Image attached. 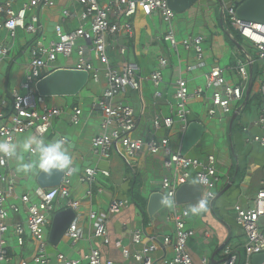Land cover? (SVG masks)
<instances>
[{
    "label": "built area",
    "instance_id": "obj_1",
    "mask_svg": "<svg viewBox=\"0 0 264 264\" xmlns=\"http://www.w3.org/2000/svg\"><path fill=\"white\" fill-rule=\"evenodd\" d=\"M65 1L67 0H7L0 4V31H8L13 39L16 38L18 30L35 37L29 46L31 59L22 91H13L11 106L6 100H0V140L16 141L19 136L32 133L47 141L55 119L61 116L63 111L48 106L45 96L37 91L36 85L60 57L70 59L76 54L72 71L85 73L95 82H101L103 79L106 81V87L96 105L100 110L101 134L92 140V148L100 159L110 160L115 155L133 168L136 159L143 152L162 155L165 169L170 172V175L163 177L161 181L165 196L175 200L176 193L182 186L198 180L197 184L203 189L202 198L208 199L209 207L213 208L218 197L216 189L222 180L217 167V157L211 154L201 159L182 155L181 151L174 150L170 137L156 138L153 135L149 140L134 138L132 134L139 124L136 109L133 105L117 99L128 92L140 91L143 78L139 69L131 64L121 69L112 68L109 55L118 38L135 36L132 19L138 14L145 17L158 15L170 26L162 40L173 52L179 54L182 47L195 53L199 63L187 66L188 73L206 69L204 37L192 36L179 41L172 28L176 13L171 10L167 0H75L80 10L72 11L64 7L60 21L54 26V38L48 42L42 14L47 10L59 9ZM237 9L233 4L225 6L227 19L257 51L258 59L247 54L249 62L237 63L235 71L239 82L235 85L228 83L226 70L219 65L203 71V85L194 90H191L186 79H178L175 103L170 106L171 115L154 117L155 134L163 130L172 131L177 122L181 123L185 134L190 125L188 105L194 100L210 103L207 112L211 119H224L234 115L243 106L251 81L250 65L254 66L255 63L259 64L262 76L259 92L262 111L255 124L264 127V24L242 20L238 17ZM75 21L78 22L76 29L65 28L67 23ZM127 52L126 47H121L122 55ZM8 53L7 49H1L0 61L7 57ZM168 66V58L160 57L158 69L150 76L155 88L156 104L163 97L161 88L164 83V71ZM82 115V108H75L71 118L72 124L81 125ZM245 131L248 132L249 128H245ZM59 138L67 141L63 136ZM246 142L264 148V132L247 138ZM11 162V159L0 156V264H114L111 259L104 257L99 248H93L85 259H71L64 253H58L54 257L50 254V217L59 198H70L74 168L65 171L59 186L50 189L38 187L34 192L37 201L33 202L29 194L16 196L18 176L11 169ZM100 175L109 177L110 173L98 167L85 169L81 181L89 186L86 192L88 196H93V186ZM17 202L26 206L27 218L25 221L11 223L13 216L22 214V207ZM127 206L128 201L114 199L106 213L90 211L86 217L77 214L66 231L71 245L75 247L83 240L86 228L103 245H111L108 226L112 217L120 215ZM79 207L78 201L68 202L70 209L77 210ZM187 208L188 206H178L176 201L175 206L170 208L171 213L167 220L174 225L172 234L165 235L162 239L149 238L151 241L146 242L144 231L135 230L132 235L135 250L124 247L120 242L115 246L121 250L126 261L136 264H213L212 260L206 257L199 263L195 262L189 246L196 238L197 232L190 226L189 220L200 214L185 216ZM85 218L88 220L87 225ZM236 222L246 236L244 264H253L254 256L264 254V182L251 206L237 209ZM12 233L17 247L21 249L29 239L33 240L35 253L31 259H15L9 244V235ZM204 237L211 241L212 233L206 231ZM168 249H171L172 254L167 253ZM160 250L164 251V256L158 260L155 254ZM242 260V253L227 245L222 250L221 261L216 264H242Z\"/></svg>",
    "mask_w": 264,
    "mask_h": 264
},
{
    "label": "crops",
    "instance_id": "obj_2",
    "mask_svg": "<svg viewBox=\"0 0 264 264\" xmlns=\"http://www.w3.org/2000/svg\"><path fill=\"white\" fill-rule=\"evenodd\" d=\"M6 1L7 0H0V4ZM208 1L211 2V4H207L206 0H198L196 5L187 11H190L188 14L194 18L193 22L183 25L177 23L175 19L172 22V28L179 41H183L192 36L204 37L205 70L210 69L214 65H219L220 67H223L229 75V78H226L228 83L235 85L238 83L236 81L237 75L235 71L237 63L239 61L249 62L247 54L251 55L254 59L255 56L250 51V49H253L250 45L247 46L240 42L242 48H239L227 35L228 31L231 34L232 31L226 16L225 6L230 4L235 5L236 2H243L245 0H229V4L226 3V0H222V4L219 0ZM61 7H65L72 11L80 10L77 1L67 0L60 5L59 9L43 12L42 21L44 24V33L48 42L54 38V26L60 21L59 13ZM212 10L216 11V13L214 17L210 18L209 15ZM223 15L226 20H223ZM198 16L208 18L207 22L204 21L203 26L196 22ZM132 21L136 30L135 36L133 38L126 36L118 38V42L109 52V55L111 58V66L114 69H121L127 64H131L139 69L143 78L142 89L137 92H128L117 100L131 104L136 109L139 124L132 134L134 138L149 140L153 135L156 138L170 137L174 150L181 151L185 135L181 129V123L177 122L172 131L163 130L155 134L153 131V120L156 115H171L170 106L175 103L174 95L177 91L176 82L178 79H186L191 90H194L196 87L203 85L204 81L202 74L205 70L195 71L193 73L183 71V60L181 55H185L187 60L192 58L195 59L196 55L193 52L186 51L182 47H180L178 54L173 52L168 44L164 43L162 38L169 31L170 26L165 23L160 16L154 15L152 17H145L138 14L133 17ZM192 23H196L197 25ZM77 26L78 22L75 21L67 23L65 28L68 30H74ZM18 32L19 30L17 31L16 38L13 39L8 31H0V50L7 49L9 51L8 56L2 58L0 61L1 66L3 61L5 62L7 60L6 67L0 72V100H6L9 106L12 105L13 91H22V85L25 81L26 71L31 59L30 53L29 51H26V48L29 49L30 44L34 41L33 38V41L26 38L27 34L24 33V44H18ZM20 32L23 33L22 30ZM121 47H126L128 49L126 55L120 53ZM175 54L177 57L174 56ZM76 56L77 55L75 54L70 59L60 57L55 64H52L49 70L45 73L44 78L36 85L37 91L39 92V84L51 74L60 70L70 69L69 71H72L76 63ZM162 56L168 58L169 66L164 71V83L161 88L163 97L159 99L156 104L154 99L155 88L150 80V76L158 69L159 58ZM61 59L66 60L65 65H59ZM176 63H178V65H176ZM190 65L191 64L188 66ZM177 67L179 70H177ZM177 71H179V74ZM176 74H178V77H176ZM253 77V88L250 97V99H253V103L249 110L250 114H247L244 117V113L240 115L242 119L240 118V120H238L237 127H235V131L233 130L232 138L230 137V124L233 115L228 118L219 119L221 123L226 124V128L221 126L220 128H217L220 129L219 133H213L212 135L211 132L208 134V125L211 121H206L203 112L195 113L193 109L189 108L190 124L193 122L201 123L205 126L206 132L201 141L188 153V156L198 158L196 153L204 147L208 148L212 137H214L216 141H222V144L226 143L222 154L224 157L225 154L229 157L226 156L223 161L221 160V151L218 150V147L216 146L213 148L209 147L206 155L199 158L205 159L207 155L213 153L218 155L217 167L222 175V180L219 183L220 186L218 185L217 187H220V190L217 193L218 195L229 184H233L230 190L222 197H217L213 208L209 207L207 212H203L199 216H195L189 220L190 226L194 229L201 224H205V226H210L212 224L216 227L215 234L213 235L212 233L211 241L206 240L204 234L195 229L197 236L190 242L189 247L194 259L198 262L205 257L211 259L219 247L226 242H228V246L232 247V228L220 220L222 216L219 209V207H226L224 210L229 208L226 205L227 201H229L230 194H236L238 197L235 205L237 214L238 208H244L243 203L241 202L242 198H244L245 205L246 203H249L247 207L249 208L256 194L263 187L264 148L257 144H248L246 142L247 138L264 132V127H259L255 124V121L261 113L260 104L258 103L259 99L254 97L260 95L259 92L262 81L258 63L254 64ZM90 81H92V79L87 77L85 85L77 93L45 96L48 106L59 108L63 111V114L55 119L52 132L48 136L46 142L58 139L60 136L65 137L67 139L66 147L68 148L73 161L72 168L75 170L72 177L70 198H59L56 202V209L50 217V230L48 232L49 239L56 216L68 209L69 201H78L80 207L77 210L73 209V211L76 216L78 214L85 217L90 211L100 213L108 212L109 205L114 199L128 201V206L120 215H115L111 219L108 226L112 241L111 245H103L102 242L95 239L86 228L84 238L77 246L73 247L71 245L70 239L66 236L65 232L58 244L51 243L50 254L52 253L51 256L54 257L58 253H64L71 259H85L93 248H99L104 257L111 259L114 264H136L133 261H126L122 257L121 250L115 246L116 243L120 242L124 247L135 250V247L132 244V235L135 230H143L147 242L151 241L149 238L152 240L162 239L163 236L172 234L174 232V225L167 220L171 213L169 207H165L156 214L153 220L149 215L147 219L144 218L139 208L132 201L133 193L136 190L134 184L138 178L140 181L138 190H140L142 196L148 200L149 195L153 192L162 191L161 181L163 177L170 175V172H167L165 169V160L162 155H149L146 152L139 155L133 168L127 166L121 158L115 155L110 160L100 159L92 148V140L94 137L101 134L100 110L96 105L106 87V81L105 79L101 82H95L93 80L94 83L91 87L89 86ZM191 102L204 104L206 111H208L210 106V103L205 101L201 102L194 100ZM75 108H82L83 110V115L81 117L82 123L79 126L73 125L71 120ZM209 119L212 120L211 118ZM245 128H249V131L246 132ZM29 135L33 134L28 133L19 136L16 141H20ZM28 159V155L25 154L24 162H27ZM20 163V161L16 160H12L11 162V169L18 176L17 185L22 181L25 182L24 186L16 188V196L21 197L29 194L32 201L36 202L37 199L34 192L39 187L38 177L40 174L24 173L20 171ZM90 167H98L99 169L107 170L110 173L109 177L100 175L97 178L96 183L93 186V196L91 197L86 194L89 186L87 183L85 184L81 181L85 169ZM233 190H235V192H233ZM11 201L14 202V200ZM17 203L22 207V214L20 216H13L10 221L11 223L18 220L25 221L27 218L26 206L20 202ZM181 207L184 208V206ZM85 221L87 225L88 220L86 218ZM9 244L11 252L16 260L22 258L31 259L35 253V244L32 239H29L25 247L21 249L17 247L12 233L9 235ZM61 245L63 247L66 246L65 249H68V251H59L58 248ZM210 249L212 253L209 254ZM52 250H55V252H52ZM167 253L172 254L171 249H168ZM221 254L222 251L216 255V262L221 261ZM163 256V250H160L155 254V258L158 260L163 258Z\"/></svg>",
    "mask_w": 264,
    "mask_h": 264
},
{
    "label": "water",
    "instance_id": "obj_3",
    "mask_svg": "<svg viewBox=\"0 0 264 264\" xmlns=\"http://www.w3.org/2000/svg\"><path fill=\"white\" fill-rule=\"evenodd\" d=\"M168 5L176 14H181L187 12L192 8L198 0H167ZM222 4V0H219ZM235 6L238 8V17L244 21L262 23L264 24V0H245L243 2H236ZM225 19L223 15V20ZM226 20V19H225ZM227 35L230 37L231 41L242 48L241 43L228 31ZM253 69L254 66H250L251 81L246 92L245 101L241 109L234 113L230 124V137L232 138L233 125L236 119L244 113L249 103L251 92L253 88ZM87 77L85 73L60 70L45 80H43L39 86V93L42 96H53V95H63V94H74L77 93L86 83ZM206 128L203 124L198 122H193L189 125L182 142V155H188V153L201 141L205 135ZM64 173H55L52 176L39 175L38 183L39 187L44 189H50L59 186L64 178ZM232 183L229 184L219 195L218 198L222 197L227 191L232 187ZM165 194L162 191L153 192L148 197L147 214L153 220L155 215L165 208L161 204V198ZM203 196V189L200 185L194 183H188L182 186L176 193L175 201L178 206H190L192 203H196ZM76 214L73 209L68 208L63 213L56 216L52 233L50 235V242L53 244H58L59 240L62 238L64 233L67 231L70 224L75 219ZM228 242L224 243L219 247V249L212 256L211 260L213 264L218 262L215 261L216 255L222 251ZM264 262V254L256 255L253 257V264H262Z\"/></svg>",
    "mask_w": 264,
    "mask_h": 264
},
{
    "label": "clouds",
    "instance_id": "obj_4",
    "mask_svg": "<svg viewBox=\"0 0 264 264\" xmlns=\"http://www.w3.org/2000/svg\"><path fill=\"white\" fill-rule=\"evenodd\" d=\"M25 154L29 157L27 162H24ZM0 156L20 161L19 170L24 173L49 177L55 173H64L66 170H71L73 164L72 157L66 147V141L63 138L45 142L40 137L29 135L20 141L0 140ZM193 183L197 184L199 181L193 180ZM161 204L172 208L175 206V200L164 196L161 198ZM208 208V199L201 198L186 209L185 216L199 215L207 212Z\"/></svg>",
    "mask_w": 264,
    "mask_h": 264
},
{
    "label": "rangeland",
    "instance_id": "obj_5",
    "mask_svg": "<svg viewBox=\"0 0 264 264\" xmlns=\"http://www.w3.org/2000/svg\"><path fill=\"white\" fill-rule=\"evenodd\" d=\"M206 3L208 4V3H210L211 4V2H209L208 0H206ZM226 3L227 4H229V0H226ZM64 7H61V9H60V13H59V15H60V18H61V13H62V9H63ZM190 12V11H189ZM189 12H184V13H181V14H176V22L177 23H180V24H188V23H190V22H193L194 21V18L192 17V16H190V14H188ZM215 13H216V11H214V10H212L211 11V13H210V15H209V17L210 18H212V17H214L215 16ZM197 20H196V22H198L201 26H203L204 25V21L205 22H207V19L208 18H205L204 16H198L197 18H196ZM192 24H196V23H192ZM197 25V24H196ZM181 26V25H180ZM21 30H19V32H18V39H17V43L19 44H21V43H23L24 44V42H23V40H24V35L25 34H27V33H25L24 31H23V33L22 32H20ZM25 33V34H24ZM26 38H28L29 40H32V38H33V40H34V35H32V34H27V36H26ZM32 40V41H33ZM12 44V43H11ZM242 44H246L247 46H249L250 45V43H248L247 41H245V40H243L242 39ZM26 51H29V49L28 48H26ZM250 51H251V53L252 54H254V56H255V58L256 59H258V57H257V51L254 49H250ZM174 56H176L177 57V55L175 54ZM182 56V60H183V71H186V68H187V66L189 65V64H191V65H194V64H196V63H199V60L197 59V57H195V59L194 58H192V59H189V60H187L186 59V56L185 55H181ZM66 64V60H64V59H61L60 60V64L59 65H65ZM6 65H7V60L4 62L3 61V64L0 66V72H1V70L2 69H4L5 67H6ZM176 65H178V63H176ZM259 65V64H258ZM177 70H179V68L177 67ZM199 71H201V70H199ZM177 73L179 74V71H177ZM178 74H176V77H178ZM226 78L228 79L229 78V75L226 73ZM236 81L237 82H239V78H237V76H236ZM93 80L92 81H90V84H89V86L91 87L92 85H93ZM72 100V99H71ZM70 100V101H71ZM57 101H59V100H57ZM188 107L190 108V109H193V111L195 112V113H201V112H203L204 114V117H205V119H206V121H211V123L208 125V134H209V132H211L212 133V135H213V133L215 134V133H219V130L220 129H217V128H220L221 126H223V127H225L226 128V124H224V123H221L220 122V120H219V118H215V119H212V120H210L208 117L209 116H207L208 114H207V111H206V107H205V105L204 104H202V103H189V105H188ZM249 115L250 114V111L248 110V111H246L245 113H244V115H243V117L245 116V115ZM149 115V114H148ZM241 119H242V117H240ZM240 118H239V120H240ZM235 127H237V124L235 125ZM214 146H216V147H218V150H220L221 151V153H220V155H221V160L223 161L224 159H225V157L227 156L226 154H225V157H224V155L222 154L223 152H224V147L226 146V143H224V144H222V141H220V140H217L216 141V139L214 138V137H212V140L209 142V147H214ZM208 147V148H209ZM208 148H202V149H200L199 151H198V153H196L198 156V158L199 157H204L205 155H206V153H207V151H208ZM213 154H215V153H213ZM216 155V154H215ZM217 156V158H218V155H216ZM192 157H194V156H192ZM227 157H229V156H227ZM168 172V171H167ZM21 179V178H20ZM24 184H25V182L24 181H22V182H20L19 183V185H17V187H19V188H21L22 186H24ZM220 186V185H219ZM219 190H220V187L219 188H217L216 189V191H217V193L219 192ZM233 192H235V190H233ZM246 198V197H245ZM237 199H238V197L236 196V194H230V196H229V201H227V207H229L227 210H224L226 207H219V209H220V214H221V216H222V218H220V220L222 221V222H224L225 224H227V226H230L231 228H232V232H233V237H232V240H231V245H232V247H235V248H237L241 253H242V255H243V260H242V264H244V262H245V250H244V244H245V242H246V236H245V234L243 233V231H242V229H241V227H239L238 225H237V222H236V210H235V205H236V202H237ZM241 202L243 203V207L244 208H247L248 207V204L249 203H246V205H245V203H244V198H242V200H241ZM195 229L198 231V232H202L203 234L206 232V231H210L211 233H213V235L215 234V232H216V227L215 226H213L212 224L210 225V226H205V224H201V225H198L197 226V228L195 227ZM70 243H71V240H70ZM62 246V245H61ZM60 246V247H61ZM58 248V250L60 251V250H62L63 252H67L68 251V249H65V247L66 246H62L61 248ZM52 252H55V250H52ZM210 253H212L211 252V249H210V251H209V254ZM52 254V253H51ZM195 262H197V263H199L198 261H196L195 260Z\"/></svg>",
    "mask_w": 264,
    "mask_h": 264
},
{
    "label": "trees",
    "instance_id": "obj_6",
    "mask_svg": "<svg viewBox=\"0 0 264 264\" xmlns=\"http://www.w3.org/2000/svg\"><path fill=\"white\" fill-rule=\"evenodd\" d=\"M229 22V21H228ZM229 26H230V29L232 31V34L233 36L239 41L242 43V39L243 37L230 25L229 23ZM244 40V39H243ZM255 98L259 99L258 100V103L260 104V108L262 111V100H261V96L258 95V96H254ZM252 103H253V99H250L248 105H247V108L246 110L244 111V113L248 110L251 109L252 107ZM260 113V112H259ZM241 117V116H240ZM239 117V118H240ZM239 118L236 120L235 124H234V128L233 130L235 131V125L237 124ZM136 190L135 192L133 193V197H132V201L134 202V204H136V206L139 208V210L141 211V213L143 214L144 218L147 219L148 218V214H147V205H148V200L146 198H144L142 196V194L140 193V190H138V187L140 186V181L139 179L137 178L136 180V183L134 184Z\"/></svg>",
    "mask_w": 264,
    "mask_h": 264
}]
</instances>
